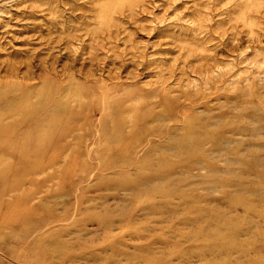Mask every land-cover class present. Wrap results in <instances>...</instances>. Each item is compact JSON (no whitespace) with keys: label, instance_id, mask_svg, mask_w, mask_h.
Wrapping results in <instances>:
<instances>
[{"label":"rangeland","instance_id":"374dc122","mask_svg":"<svg viewBox=\"0 0 264 264\" xmlns=\"http://www.w3.org/2000/svg\"><path fill=\"white\" fill-rule=\"evenodd\" d=\"M2 121L0 264H264V0H0Z\"/></svg>","mask_w":264,"mask_h":264},{"label":"bare ground","instance_id":"6f19581e","mask_svg":"<svg viewBox=\"0 0 264 264\" xmlns=\"http://www.w3.org/2000/svg\"><path fill=\"white\" fill-rule=\"evenodd\" d=\"M28 105V104H27ZM118 109L120 108V105L117 106L116 103H110L109 108H113L115 107ZM71 113H68L67 115H64L65 118H62L60 120V118L62 117V115H54L52 117H50L48 123H46L45 125H43L42 127H39L37 130V133H35L42 144H44V146L48 144V140L51 137V135L53 134V132H59V133H64L65 129L62 128V125H66L68 126V123L66 122L67 117L70 116ZM2 119L4 115H1ZM58 116V121L60 123V125H57L58 121H56L55 117ZM4 121H2L0 123V134L1 133H7L10 132V129H14L15 128V123L16 121H11V122H6L7 124H2ZM66 122V123H65ZM55 129V131H54ZM192 139H194V141L197 143L199 141V139H203L202 136H198L196 137L195 135L192 136Z\"/></svg>","mask_w":264,"mask_h":264}]
</instances>
